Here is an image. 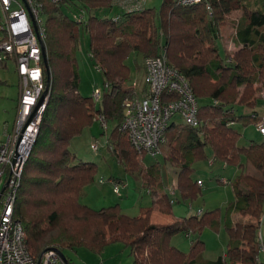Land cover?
<instances>
[{
	"label": "trees",
	"instance_id": "1",
	"mask_svg": "<svg viewBox=\"0 0 264 264\" xmlns=\"http://www.w3.org/2000/svg\"><path fill=\"white\" fill-rule=\"evenodd\" d=\"M39 1L47 63L42 74L45 81L49 77L50 93L13 205V218L25 229L27 247L37 254L51 245L61 251L85 246L100 252L107 243L119 241L130 248L133 264L264 263L260 259L264 253V139L239 144L240 131L233 126L261 121L260 114L236 108L255 107L264 88V0H204L192 5L162 0L158 10L144 4L133 11L120 10L111 0ZM70 4L82 9L84 16L73 18L66 13L63 6ZM236 9L242 12L233 36L238 47L231 53L221 33L227 14ZM115 14L118 18L112 20ZM81 34L88 36V53L102 72L101 100L111 97L106 117L116 124L107 145L124 159L126 169L138 171L145 188L157 192L153 201L166 213L172 210L173 198L157 162L145 166L137 158L141 150L120 129L123 98L145 91V87L124 85L130 78L125 59L132 52L155 56L164 48L168 63L187 77L199 102L198 123L175 119L169 123L163 161L175 166L178 183L188 187L187 197L200 190L193 175L199 159L239 169L230 181L234 196L223 220L228 234L225 251L215 259L203 257L204 242L198 234L206 225L217 230L218 208L156 223L150 220L151 205L130 215L118 203L93 209L79 201L84 186L94 180L96 163L75 160L69 142L95 119L94 110H100L78 94L76 52ZM237 215H249L256 222L242 221ZM179 231L196 234L188 252L171 243V235ZM66 262L71 264L69 259Z\"/></svg>",
	"mask_w": 264,
	"mask_h": 264
},
{
	"label": "built area",
	"instance_id": "2",
	"mask_svg": "<svg viewBox=\"0 0 264 264\" xmlns=\"http://www.w3.org/2000/svg\"><path fill=\"white\" fill-rule=\"evenodd\" d=\"M60 3L66 0H47ZM181 5H192L204 0H177ZM120 10L141 9L145 0H112ZM4 13L0 28V63L13 59L19 78V94L15 118L4 126L0 141V264H67L55 245L45 247L39 254L25 243V229L19 219L13 218V205L24 163L39 132L44 109L50 93V80L43 79L41 42L44 43V18L39 0H0ZM81 18V17H80ZM118 15L112 16L117 20ZM34 26L36 27L34 29ZM145 91L123 98L120 129L138 150L152 155L161 152L165 132L171 116L179 114L190 125H197L199 102L193 94L187 77L168 63L165 49L155 56L143 59ZM98 69V67L96 66ZM45 92L43 93V91ZM103 89L94 86L92 101L102 98ZM95 118L106 126V115L100 111ZM264 134V126L259 125ZM93 150L98 148L92 143ZM114 191H119V183ZM196 183L202 186V179ZM200 210H198L199 212Z\"/></svg>",
	"mask_w": 264,
	"mask_h": 264
},
{
	"label": "rangeland",
	"instance_id": "3",
	"mask_svg": "<svg viewBox=\"0 0 264 264\" xmlns=\"http://www.w3.org/2000/svg\"><path fill=\"white\" fill-rule=\"evenodd\" d=\"M161 2L162 0H145V5L154 6L155 9L158 10L161 6ZM63 7L66 13L73 18L84 16V11L74 4L65 5ZM104 12L106 15L110 14V10H105ZM241 12L240 9H236L227 14L226 23L221 33L222 41L231 53L238 47L234 44L233 36ZM101 13L99 12L98 14L102 15ZM0 16L3 20L4 13L1 5ZM42 16L44 18V15ZM261 28L264 29V27ZM1 38H3V32L0 29V39ZM79 39L80 43L76 52L79 72L78 94L86 100V104L92 105V100L90 101L92 89L94 86L102 88L103 76L101 70L96 68L93 59L88 54V36L86 34H81ZM143 59L144 57H140L137 52H132L125 59V62L130 67V78L124 82L125 86L132 82L136 83V81L137 85L135 84L134 87L137 86L138 88L141 85L140 81L142 75L140 63ZM239 89L241 90L242 86L239 87ZM18 94L19 78L15 70V62L13 59L9 58L5 63H0V140L4 139L5 124L8 123L11 125L15 118ZM258 95L260 97H258L255 107L243 106L242 108H236L239 112H255L261 116L260 123H249L244 125L236 122L233 124V126L240 131L238 139L239 144L247 145L252 140L260 141L264 139V135L260 134L258 131L259 125L264 126V99H261V89ZM97 102L98 101H94L96 106ZM108 107L109 102L102 109V113L105 115H108ZM94 112L96 114L98 110H94ZM93 118H95V115ZM172 119L182 121V117L178 113L171 116L170 121ZM115 124L116 122L114 120L107 117L106 126H103L95 118L90 124L83 128L81 133L73 136L69 142V147L74 152L75 160L81 158L82 160L87 159L96 163L94 180L84 186L79 196V201L87 204L93 209H99L104 206L118 203L120 209L124 213L135 215L140 212L142 206L151 205V195L147 192V188L143 186L138 171L126 169V162L124 159L119 158L109 149L107 145V140H109L108 135ZM89 128L92 129V137L88 131ZM170 130H172V128ZM95 142L98 148L93 150L91 144ZM160 146L161 150L165 152L167 144L161 142ZM163 152L152 155L149 151L141 150L137 158L143 161L145 166L157 162L161 178L173 198L172 207L175 209L178 217L198 214L202 211L205 212L212 208H218L220 224L217 230L206 225L198 234L204 242L203 257L205 259H215L225 251L228 239V234L223 226V220L227 205L234 196L230 179L237 173V167L233 164H229V166L234 167V172H229V170H223L222 163L219 161L210 162L208 159H199L195 163L193 175L201 178L203 180V185L202 187L197 185L200 187V190L193 196L187 197L184 193L188 190V187L178 183L177 176L175 175V166L169 162L165 163L163 161ZM206 152L208 155L210 154L211 150L209 147L206 148ZM221 177H226V179L223 180ZM100 178L103 181L100 182ZM110 178L120 179L114 181L119 183L118 192L114 191V183L113 181H109ZM227 179L228 182L223 183L227 181ZM198 210L200 211L198 212ZM237 217L242 221L256 222V220L249 215H244V217L237 215ZM195 235V233L186 234L180 231L175 232L171 235V243L180 250L188 252L190 249V241ZM262 248H264V244H262ZM62 252L66 258L70 260L71 264H133L134 259V255L131 253L130 248L119 241L107 243L100 252L93 251L85 246H77L75 249L64 248ZM260 257V259L264 261V253H262ZM258 264L264 263L258 262Z\"/></svg>",
	"mask_w": 264,
	"mask_h": 264
},
{
	"label": "crops",
	"instance_id": "4",
	"mask_svg": "<svg viewBox=\"0 0 264 264\" xmlns=\"http://www.w3.org/2000/svg\"><path fill=\"white\" fill-rule=\"evenodd\" d=\"M89 54V53H88ZM140 68H141V75H142V77H141V85L137 88V86H135L138 90H140V89H142V88H144L145 87V83H144V70H143V61H141V63H140ZM138 67H139V65H138ZM139 82V81H138ZM130 84H133V85H137V81H136V83H134V82H132V83H129L128 85H130ZM261 99H264V88H262L261 89ZM92 98V97H91ZM90 98V101L92 100ZM258 99V98H257ZM85 100V99H84ZM85 102H86V100H85ZM87 103V102H86ZM91 103H92V101H91ZM107 103H108V96H104L103 97V99L99 102H97V106H96V103H94L95 105V107H98V106H100V111H102V109H103V107L104 106H106L107 105ZM88 105H90V104H88ZM7 124V123H6ZM84 128V127H83ZM83 130V129H82ZM89 132H90V136L92 137V129L91 128H89V130H88ZM109 136V135H108ZM107 136V137H108ZM94 137V136H93ZM107 140V139H106ZM0 141H2V140H0ZM106 143V142H105ZM81 159V158H80ZM85 160H87V159H85ZM209 161L210 162H213L212 160H210L209 159ZM237 167V166H236ZM222 168H223V170H226V171H228L229 170V172H234V167L233 166H229V164H224V163H222ZM236 171V170H235ZM239 171V169H238V167H237V172ZM175 175H176V173H175ZM120 180L119 178H110L109 179V181H115V180ZM221 179H226V177H221ZM232 179V178H231ZM230 179V180H231ZM117 180V181H118ZM99 181L101 182V181H103L101 178L99 179ZM203 181V180H202ZM226 182H228V179H227V181H225V182H223V183H226ZM202 185H203V183H202ZM200 187H202V186H200ZM185 190H186V188H185ZM147 192L151 195V206H152V208H151V213H150V218H151V221H153V222H156V223H166V222H169V221H171V220H173L174 218H179L178 217V215H177V213L175 212V209L172 207V210H171V212L170 213H166V212H162V211H160L159 210V208H158V206H157V204L156 203H154V201H153V198H154V196L157 194V192H155V191H151V190H149V189H147ZM181 192H183V191H181ZM174 194H175V191H174ZM177 212H179V211H177Z\"/></svg>",
	"mask_w": 264,
	"mask_h": 264
},
{
	"label": "water",
	"instance_id": "5",
	"mask_svg": "<svg viewBox=\"0 0 264 264\" xmlns=\"http://www.w3.org/2000/svg\"><path fill=\"white\" fill-rule=\"evenodd\" d=\"M35 28H36V27L34 26V29H35ZM40 44H41V50H42V55H43V65H44L45 69H47L45 46H44L43 42H41ZM46 80H47V82H48L49 77H47ZM44 92H45V90L43 91V93H44ZM58 251H59V254H60L61 258H62L63 260L66 261L67 258H66V256L63 254V252H62L60 249H58Z\"/></svg>",
	"mask_w": 264,
	"mask_h": 264
},
{
	"label": "clouds",
	"instance_id": "6",
	"mask_svg": "<svg viewBox=\"0 0 264 264\" xmlns=\"http://www.w3.org/2000/svg\"><path fill=\"white\" fill-rule=\"evenodd\" d=\"M112 1V0H111ZM44 44V43H43ZM44 46H45V44H44ZM46 51V50H45ZM145 58V57H144ZM42 60H43V55H42ZM43 67H44V65H43ZM94 102L92 101V104H93ZM98 111H100V110H98ZM100 112H102V111H100ZM106 121H107V117H106ZM259 131V130H258ZM259 133H260V131H259ZM260 134H262V133H260Z\"/></svg>",
	"mask_w": 264,
	"mask_h": 264
}]
</instances>
